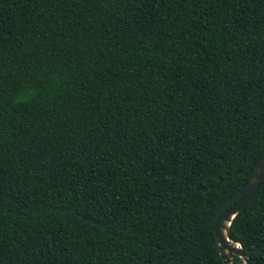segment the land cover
I'll return each mask as SVG.
<instances>
[{
	"label": "trees",
	"instance_id": "trees-1",
	"mask_svg": "<svg viewBox=\"0 0 264 264\" xmlns=\"http://www.w3.org/2000/svg\"><path fill=\"white\" fill-rule=\"evenodd\" d=\"M263 151L264 0H0V264H222Z\"/></svg>",
	"mask_w": 264,
	"mask_h": 264
},
{
	"label": "water",
	"instance_id": "water-1",
	"mask_svg": "<svg viewBox=\"0 0 264 264\" xmlns=\"http://www.w3.org/2000/svg\"><path fill=\"white\" fill-rule=\"evenodd\" d=\"M264 179V151L263 154L249 178L246 185L240 192L237 200L215 220L213 224V235L218 251L219 258L222 264H227L226 258L228 257V264L234 257L242 261V264H250V260L244 256L238 244L231 240L228 234V227L231 219L255 196L258 188ZM227 228L225 230V225ZM232 243V245L229 244ZM226 251V252H225Z\"/></svg>",
	"mask_w": 264,
	"mask_h": 264
},
{
	"label": "bare ground",
	"instance_id": "bare-ground-1",
	"mask_svg": "<svg viewBox=\"0 0 264 264\" xmlns=\"http://www.w3.org/2000/svg\"><path fill=\"white\" fill-rule=\"evenodd\" d=\"M226 228H227V224L225 225V230H226ZM229 244H230V245H232V243H231V242H229ZM225 252H226V251H225Z\"/></svg>",
	"mask_w": 264,
	"mask_h": 264
}]
</instances>
